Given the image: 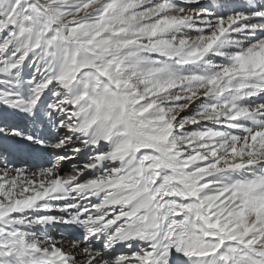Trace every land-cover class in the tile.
<instances>
[{"label": "snow or ice", "instance_id": "snow-or-ice-1", "mask_svg": "<svg viewBox=\"0 0 264 264\" xmlns=\"http://www.w3.org/2000/svg\"><path fill=\"white\" fill-rule=\"evenodd\" d=\"M0 264H264V0H0Z\"/></svg>", "mask_w": 264, "mask_h": 264}, {"label": "bare ground", "instance_id": "bare-ground-1", "mask_svg": "<svg viewBox=\"0 0 264 264\" xmlns=\"http://www.w3.org/2000/svg\"><path fill=\"white\" fill-rule=\"evenodd\" d=\"M67 167V166H66Z\"/></svg>", "mask_w": 264, "mask_h": 264}]
</instances>
